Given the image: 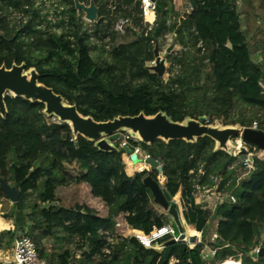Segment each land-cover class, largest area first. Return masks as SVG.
<instances>
[{
  "label": "trees",
  "instance_id": "16d2710c",
  "mask_svg": "<svg viewBox=\"0 0 264 264\" xmlns=\"http://www.w3.org/2000/svg\"><path fill=\"white\" fill-rule=\"evenodd\" d=\"M36 1L0 0V67L33 69L39 84L74 106L83 118L105 123L161 113L174 122L205 117L223 127L256 126L264 132V40L261 62H255L239 11L247 5L253 10V2L259 1L262 22L264 0H189L194 4L187 15L191 35L197 44L211 43L214 67L196 77L195 56L180 50L166 58V79L147 75L142 61L151 62L149 44L176 27L175 22L167 28L164 20L178 17L179 2L174 8L172 0H155L158 18L153 29L147 31L137 17L132 22L135 38L116 44L113 24L130 16L131 0H94L98 14L91 25L75 10L73 0H55L64 8L65 19L54 24L36 8ZM89 1L78 0L85 6ZM133 56L141 62L133 61ZM4 106L0 181L16 193L6 219L51 264H204L199 256L202 245L191 248L164 239L159 254L132 237L122 243L109 241L118 216L129 230L163 225L176 229L166 212L177 196L185 200L183 212L191 215L190 231L206 238L209 223L215 222L212 247L229 248L222 261L231 259L233 252L264 245V158L251 146L247 145L248 168L243 162L246 155L215 151V142L207 137L195 143L156 141L150 146L128 139L132 151L166 155L163 173L169 179L160 193L151 182L142 183L139 175L126 172L119 159L124 153L121 139L114 143L118 153L100 152L93 143L74 139L68 125L45 117L38 103L6 95ZM62 134L67 136L65 142L60 140ZM209 184L233 198L226 200L228 206L218 205L212 216L196 209L192 197L194 187ZM70 188L76 197L63 205L58 191ZM7 199L0 185V205ZM53 203L59 206L47 207ZM60 233L77 243L74 253L68 249L60 255L48 253L49 242L58 245L65 240ZM13 238L9 230L0 232V252L11 249ZM242 264H264V258Z\"/></svg>",
  "mask_w": 264,
  "mask_h": 264
},
{
  "label": "water",
  "instance_id": "95a60500",
  "mask_svg": "<svg viewBox=\"0 0 264 264\" xmlns=\"http://www.w3.org/2000/svg\"><path fill=\"white\" fill-rule=\"evenodd\" d=\"M190 2L191 9L194 4ZM74 8L77 12L83 14V20L89 24L97 20L98 9L94 0L89 1L85 6L73 0ZM230 49V45H227ZM158 56V45L153 49V57ZM166 68V62L156 60V66L151 70L162 78ZM9 95L13 98H22L30 103H38L44 107L42 114L47 118L56 119L57 124H66L69 126L71 135L74 139L81 137L84 140L94 144V147L100 152L118 153L114 143L119 140V134L124 131L139 137L138 142L145 146H150L156 141L167 143L169 141H184L186 143H195L200 138L207 137L215 142V151H223L228 155L233 152V147L229 141L241 137L242 141L252 148L264 152V133L254 129H241L238 126L222 128L208 127L205 125L206 118L201 117L198 120L185 119L182 122H174L165 114H157L152 117H146L139 114L136 117H118L105 123H95L90 118L80 116L74 106L66 105L64 100L54 94L51 89L38 83L37 73L31 69H25L24 65L12 66L7 70L0 67V116L6 115L4 106V97ZM126 156H131L134 152L127 146L123 147ZM241 154L246 155V150L242 149ZM251 159V156H248ZM121 160V159H120ZM152 171L162 172L165 164V157H147L142 161ZM132 175L136 173L134 169L129 168ZM2 190L12 203L16 202V193L4 182L0 181ZM152 207V206H151ZM168 216L173 220L175 227L180 234V241L183 240V228L180 223L179 215L175 205H171L167 211ZM264 256V249L259 253V257Z\"/></svg>",
  "mask_w": 264,
  "mask_h": 264
},
{
  "label": "built area",
  "instance_id": "2783aa9c",
  "mask_svg": "<svg viewBox=\"0 0 264 264\" xmlns=\"http://www.w3.org/2000/svg\"><path fill=\"white\" fill-rule=\"evenodd\" d=\"M124 1L125 0H122V3ZM182 1H183V4H182ZM178 2H179L178 17L176 19L173 18L172 20L166 19V20H164V24L166 25L167 28H170L172 26V24H174L175 22L177 24L181 21L187 22L188 30H186L187 35L184 37L186 42L183 43V40L179 41V39H177L178 37L175 38L174 35H175V30L177 28V24H176V27L174 28V30L171 33L165 34L162 39L161 38L159 40L154 39L151 42V44H149L148 47L152 48V50H153L155 48V46L158 45V56H157V58L153 57L151 62L142 61V62L147 63L146 67H144L145 65H143V69H144L143 71L146 72L147 75L148 74H155L151 70V68L156 66V60H158L159 62H162V61L166 62V58L168 57V55H170L172 52L180 51V50H174L176 45H180V47H182L181 49H183L184 45L186 43L188 44V42L194 44V47L196 45L199 46V45L203 44V43H199V44L195 43V41L191 35V32H190V28H189L190 21L187 18V15H189V13L191 11L189 0H172L171 5L174 8H177ZM184 3H185V6H184ZM155 7H156L155 6V0H131V4L127 8V10L130 12V16L128 18H118L113 24V31L116 34L115 36L118 38L129 37L128 40L134 39L135 35L133 34V32H135V31L132 28V22L137 17L141 18L143 24H146L147 31H151L153 29V27L155 26V22L158 18L156 15V8ZM36 8L39 9L42 14L47 15V17H48L47 20L50 21L52 24H54L55 22H59L62 19H65V15H63L64 8L62 6H60L55 0H37L36 1ZM108 8H111V10H113V6H111V5H109ZM161 19L162 18H159L158 20H161ZM85 23H87V22H85ZM173 37H174V39H173ZM160 44L162 46L161 51H160ZM181 51L183 52V50H181ZM133 60L137 63L141 62V59L138 58L137 56H134ZM166 67H167V64H166ZM165 70H166V68H165ZM165 76L167 77V75L164 71L162 79ZM196 77H198V76H196ZM205 125H207L208 127H214V128L215 127H222L224 129L229 128V127H223L221 125L220 121H212L211 122L209 119H206ZM250 129L256 130V126H253ZM128 139H130V138L126 137V139H125L126 142H128ZM60 140L62 142H65L67 140V136L65 134H62L60 137ZM230 141H233L236 145V146H232L233 152L231 155L233 157H236L240 154L242 149H245L247 153H246V156H245V159L243 162H244L245 166H247L248 168H251L249 161H248V156L250 155L249 154V148L242 141L241 137L232 139ZM230 141H229V143H230ZM135 142H138V139H135ZM120 148L123 149L122 147H120ZM136 150L137 149H135L132 152L137 153ZM253 150L256 151V149H254V148H253ZM259 152H261V151H258V153ZM258 153H256V155L258 157L264 158V156H259ZM157 156L162 157V158L165 157V159H166V155H145L144 158L142 159V161L147 157L154 159ZM125 170L128 173V169L126 167H125ZM155 172L156 171H152L147 166V169H146V171H144V173L147 174L148 179L142 177L141 178L142 183H145V182H148L149 180H152L151 177H157L155 175ZM161 173H163V171ZM128 174L132 175L131 173H128ZM215 174H216V172H213V175H215ZM166 182H167V179L163 182L164 184H162L160 186L156 182L154 183L155 185L153 183L152 184L158 189V191L160 193H162V191H164V189H165V183ZM192 197L195 200V208L202 210V211H205V212L209 213L211 216L213 215V213H214V211L218 205L228 206L229 203L226 202V200L230 199L231 201H233V198H231L228 195H226L225 193L221 192L216 186H214L212 184H209V186L207 188H200L198 186L194 187V189L192 191ZM177 198H179V197L177 196L169 202V207L171 205H175V206L177 205V203H176ZM47 207L48 208H51V207L56 208V207H58V204L53 203ZM166 214H167V212H166ZM111 215H113V214L111 213L110 216ZM118 218H119V216L116 218V221ZM212 224H215V222L210 223V225L208 227L209 234L207 235L206 238H204V234L202 232L197 233V232H189L188 231L187 233H185L183 230V235H184V238L182 240L183 243H185L187 246H190L191 248H196L198 245H202L201 249L199 250V256H200V258L204 264H210V262L220 260L222 257V253L226 249V248H214V247H212V244L216 240V237H217L216 224L214 226ZM119 227L120 226L117 223V225H116L117 230L120 229ZM123 228H126V227L123 226ZM126 230L128 231V234L130 235V237L135 239L144 249L154 250L159 254L162 253V251L164 250V242H162L164 239H167L168 241L174 242V243H177L180 241V234L177 233L175 231V229L169 225H163V226L158 227V228H152L151 230H148V231L129 230L127 228H126ZM9 231L13 232V234H14L12 246H11V249L9 251L0 252V264H51L48 260L42 259L38 255V253L36 252V250L34 248V245L25 235L17 233L15 231L14 227ZM105 234L108 235V233H105ZM109 236H110V234H109ZM109 241L112 242V238H110ZM262 249H264V245L258 244L254 248H247L245 252H237L236 255H237V258L241 257L242 261L243 260H247V261L249 260L252 262H257L259 258H264V256L259 257V253ZM242 261L241 262L240 261L233 262V261H230V259H229L228 261H221L222 262L221 264H242Z\"/></svg>",
  "mask_w": 264,
  "mask_h": 264
},
{
  "label": "rangeland",
  "instance_id": "374dc122",
  "mask_svg": "<svg viewBox=\"0 0 264 264\" xmlns=\"http://www.w3.org/2000/svg\"><path fill=\"white\" fill-rule=\"evenodd\" d=\"M183 4V1H182ZM111 5V4H110ZM185 6V3H184ZM260 6V2L259 1H254L252 4L253 10L247 5V6H240V17H241V22H242V27L243 30L248 38V43L250 45V50H251V54H252V58L255 62H261V52L263 49V40H264V21H260V19L258 18V16L262 15V12L259 8ZM88 25H91L89 23H87ZM93 24V23H92ZM88 28L90 29L91 26ZM186 30H188V24L187 22H179L177 24V28L175 30V38L179 39V41L183 40V43L186 42V40L184 39V37L187 35L186 34ZM258 30H260L258 32ZM129 37H125V38H118L115 36V43L119 44V43H126L128 41ZM172 38V37H171ZM170 38V39H171ZM174 39V37H173ZM182 47H180V45H176V47L174 48V50H183V52L185 51V53H190L193 54L196 58V65L198 66V69L196 71V76L201 75L202 73H207L209 70L213 69V63H212V58H204V53H205V44L203 43L202 45H196L194 47V44L188 42V44L186 43L184 45V48L181 49ZM162 49V46L160 44V51ZM173 50V49H172ZM211 53H212V47H211ZM134 58V56H133ZM137 60V59H136ZM134 61V60H133ZM143 65H145L144 67H146L147 63L143 62ZM144 70V69H143ZM163 79H166V76L163 77ZM53 121H55L56 123V119H52ZM126 137H129L132 141L137 138H133L130 133L128 131H124L121 132L119 134V139L122 140V142L120 143V147H128V143L126 142ZM229 145L232 146H236L235 143L233 141H230ZM138 154H141V161L144 158V156L146 155L143 151L137 149L136 150ZM135 151V152H136ZM125 154H122L120 156L119 159H121ZM259 156H264L263 152H259L258 153ZM121 162L124 164V166L128 169V173H130L129 168L127 165L128 163H132V161L128 158V156L126 157L125 160L121 159ZM140 164V163H139ZM138 164V165H139ZM137 172V170H136ZM158 173V174H156ZM136 174V173H135ZM145 174V173H144ZM163 173L161 172H155V175L157 177H151L152 180H149L151 183H158V185H162L164 184L163 180H162V175ZM138 175V174H137ZM140 179L143 177V175H139ZM148 179V178H147ZM155 185V184H154ZM74 188H70V189H60L58 191V195L60 198H62V203L63 205L67 204L69 205L70 202H72V200L76 197L75 192H74ZM39 192V190L37 191V193ZM150 202L154 203V197L152 195V197L150 198ZM176 203H177V213L179 215V219H180V223L183 227V230L185 233L192 232L190 231V219H191V215L189 213H184L183 212V207L185 206V200H182L181 198H177L176 199ZM12 204V201L8 198L7 201L3 202L2 205H0V221L4 224V229H0L1 231L4 230H10V224L7 222V212L10 208ZM166 212V211H165ZM119 222V223H118ZM117 223L120 226L117 230V228L114 230L112 234V240H114L116 243H122L125 239H128L130 237V235L128 234V231L126 230V228H123V219L122 217H119L117 219ZM211 223V222H210ZM209 223V225H210ZM174 224V223H173ZM123 225V226H122ZM13 226V225H12ZM176 228V227H175ZM175 231L177 233L178 229L176 228ZM207 233L209 234V231L207 230ZM60 236L62 238H64L65 240H61L60 243L55 244L56 242H49L50 245L49 247H47L49 250L48 253L52 252V253H56L58 255L62 254L64 250H70L74 253V251H76V247H77V243L74 242L70 237L60 233ZM229 248H226L225 251L223 253H228ZM77 254V252L75 253V255ZM222 258L218 261H213L215 262V264H221L222 262ZM230 261L233 262H237V261H242V258L239 257L237 258L236 252H233V256L231 257Z\"/></svg>",
  "mask_w": 264,
  "mask_h": 264
},
{
  "label": "bare ground",
  "instance_id": "6f19581e",
  "mask_svg": "<svg viewBox=\"0 0 264 264\" xmlns=\"http://www.w3.org/2000/svg\"><path fill=\"white\" fill-rule=\"evenodd\" d=\"M212 57V53H211V48L208 44H205V53H204V58H210ZM130 133V132H129ZM130 135L133 138H137L139 139L138 136H136L135 134L132 135L130 133ZM126 155H124L121 159L125 160L126 159ZM141 154L138 153H133L131 156H129L128 158L132 161V163H128V168L134 169L135 171L137 170V174L138 175H143V178H148L147 174H144V171H146L147 166L141 161ZM140 163V164H139ZM139 164V165H138ZM162 180L165 181L168 176L166 173H163L162 175ZM0 229H4V224L0 221Z\"/></svg>",
  "mask_w": 264,
  "mask_h": 264
},
{
  "label": "crops",
  "instance_id": "0c3cea01",
  "mask_svg": "<svg viewBox=\"0 0 264 264\" xmlns=\"http://www.w3.org/2000/svg\"><path fill=\"white\" fill-rule=\"evenodd\" d=\"M204 44H208L209 46H210V48L212 47V45H211V43L210 42H205ZM212 57H213V48H212ZM167 176H168V174H167ZM169 179V176H168V178H167V180ZM58 204V203H57ZM58 206H59V204H58ZM120 217V216H119ZM119 223V222H118ZM124 225V224H123ZM213 226L215 225V224H212ZM212 226V227H213ZM10 230L13 228V226H12V224H10ZM50 244V243H49Z\"/></svg>",
  "mask_w": 264,
  "mask_h": 264
}]
</instances>
